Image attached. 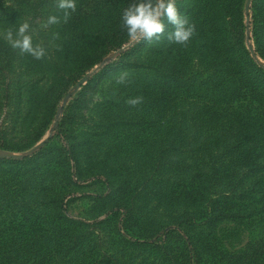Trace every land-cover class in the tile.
<instances>
[{
  "label": "trees",
  "instance_id": "trees-1",
  "mask_svg": "<svg viewBox=\"0 0 264 264\" xmlns=\"http://www.w3.org/2000/svg\"><path fill=\"white\" fill-rule=\"evenodd\" d=\"M129 3L76 0L65 22L56 0H0V150L24 125L21 149L35 146L95 70L38 152L0 157V264H264V0L250 7L254 53L246 0L177 1L196 25L186 45L170 24L129 39ZM53 14L31 32L44 58L3 39ZM81 197L86 217H72Z\"/></svg>",
  "mask_w": 264,
  "mask_h": 264
},
{
  "label": "clouds",
  "instance_id": "clouds-1",
  "mask_svg": "<svg viewBox=\"0 0 264 264\" xmlns=\"http://www.w3.org/2000/svg\"><path fill=\"white\" fill-rule=\"evenodd\" d=\"M76 0H56V7L63 11V19L66 22L76 10ZM60 23V17L49 15L42 25L47 28L50 25ZM122 30L131 40L147 42L159 39L165 32L166 24L172 25V31L166 35L169 43L186 45L196 33V25L181 14L177 7V0H130L120 16ZM32 26L28 22L20 23L15 29H9L3 33V39L7 40L10 47L19 50L21 54H28L36 60L46 55V48L40 44L33 43L31 34ZM128 73L120 74L116 84L125 85L129 83ZM143 102L140 96L129 98L126 103L131 106Z\"/></svg>",
  "mask_w": 264,
  "mask_h": 264
},
{
  "label": "rangeland",
  "instance_id": "rangeland-1",
  "mask_svg": "<svg viewBox=\"0 0 264 264\" xmlns=\"http://www.w3.org/2000/svg\"><path fill=\"white\" fill-rule=\"evenodd\" d=\"M177 1L188 2V0H177ZM247 4H248V0H246V6L244 9V18H245V26H246V30H245L246 41H245V43H246L248 50H250L251 52L254 53L255 49H254V43H253V38H252V30L250 27V14H251L250 7L252 5V0L250 2L248 9H247ZM40 20L41 19L37 20L36 23L35 22L32 23L31 20L28 21L32 26V30L37 31V30H40L42 28V25H41L42 23L41 24L38 23V22H42ZM260 63L261 64L263 63L262 60ZM93 72H95V70L92 71L91 73L93 74ZM87 80H88V78L85 77L82 81H80V83L78 85L73 87L68 92V94L62 100V103L60 105V112H59V114H57V116L55 118L56 122L54 123V125H52L50 127V129H48L46 131L42 140H40L38 143H36V145L33 146L32 148L28 147V148L21 149V147H25V145H26V144L22 143V140L26 138L27 125L18 126L16 132L8 138V142L10 143L9 144L10 149H6L5 151L0 150V157L20 158V157H23L26 155H32V154L38 152L55 135V129L57 127L58 120L60 119V115L62 114L61 113L62 108H64L65 106H67L70 103L72 98L76 95V93L80 87L79 85L86 84ZM97 140H98V138L91 137L90 138L91 142L88 143V152L92 155V157L94 159L100 158L101 153H103V151L101 150V146L97 143ZM112 144H115V142L112 141ZM125 161H126V163H128L129 159L125 160ZM89 191L92 193H100L102 190L100 187L94 186V187L90 188ZM79 199H80L79 201H77L75 204H72L69 207V211H68L69 215H71L72 217H75V218L86 217L85 213L89 209V206H90V203L86 198L81 197ZM258 234H259V232H256V235H258ZM249 240H250V236L245 233V239L243 240V243L240 244V247H242V248L246 247Z\"/></svg>",
  "mask_w": 264,
  "mask_h": 264
},
{
  "label": "water",
  "instance_id": "water-1",
  "mask_svg": "<svg viewBox=\"0 0 264 264\" xmlns=\"http://www.w3.org/2000/svg\"><path fill=\"white\" fill-rule=\"evenodd\" d=\"M250 2H251V0H248L247 9H248V7H249V5H250ZM91 74H92V73H91ZM91 74H90V75H91ZM90 75H88V76H90ZM87 78H88V77H87ZM81 84H82V83H81ZM79 86H80V85H79ZM41 146H42V145H41ZM41 146H40V147H41ZM40 147H39V148H40Z\"/></svg>",
  "mask_w": 264,
  "mask_h": 264
}]
</instances>
